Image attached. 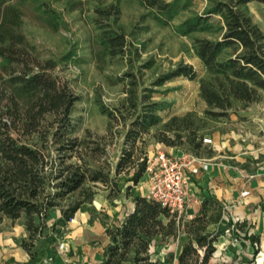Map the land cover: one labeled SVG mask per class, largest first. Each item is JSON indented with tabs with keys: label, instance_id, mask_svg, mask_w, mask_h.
Returning a JSON list of instances; mask_svg holds the SVG:
<instances>
[{
	"label": "trees",
	"instance_id": "16d2710c",
	"mask_svg": "<svg viewBox=\"0 0 264 264\" xmlns=\"http://www.w3.org/2000/svg\"><path fill=\"white\" fill-rule=\"evenodd\" d=\"M83 1L87 0H72L70 9H81ZM94 1V59L101 64L106 58L125 61L126 69L118 76L124 97L108 107L95 94L94 103L107 118L106 133L86 129L77 137L71 114L78 96L52 73L57 62L40 56L20 30L26 10L32 21L52 31L58 28V13L42 0H0V223L22 220L26 237L20 246L31 258L41 238L48 237L43 230L53 209L69 222L82 204L92 202L99 185L111 201L119 196L121 175L131 185L138 183L146 167L145 136L196 156L205 150L210 154L202 142L208 123L258 103L264 93V33L247 11L252 0H203L201 11L190 10L174 25L172 20L189 0H135L142 9L139 23L149 19L171 26L189 41V50L203 68L198 75L191 64L180 61L146 87L142 71L152 62L135 66L141 48L119 23L120 0ZM177 77L197 82L205 106L202 115L159 114L167 103L154 100L152 93ZM119 126L124 130L122 147L112 167L107 139L119 133ZM133 203L123 220L105 227L109 241L99 264H172L174 259L176 264H209L219 236L213 226L224 214L217 199L203 195L198 214L189 220L176 218L145 196L133 197ZM226 225L236 233L244 229L242 222L230 219ZM49 229H55V222ZM180 236L176 257L151 258V246ZM246 238L252 244L258 241L253 235Z\"/></svg>",
	"mask_w": 264,
	"mask_h": 264
},
{
	"label": "rangeland",
	"instance_id": "374dc122",
	"mask_svg": "<svg viewBox=\"0 0 264 264\" xmlns=\"http://www.w3.org/2000/svg\"><path fill=\"white\" fill-rule=\"evenodd\" d=\"M42 1L46 2L58 13L60 22L57 30L52 31L32 21L29 10H26L27 13L23 17L20 30L40 56L52 58L57 62V66L52 73L78 96L79 100L75 102L71 114L74 135L82 137L86 129L96 135H104L106 133L107 118L100 114L94 103V97L98 93L102 102L108 107H113L124 97V83L118 81V76L126 69L125 61L120 58H106L101 64L94 59L93 39L95 30L90 22L91 9L95 4L94 0L83 1L81 9H70L72 0ZM183 2L180 1V6ZM203 7V0H189L187 8L178 12L171 25L180 22L190 10L201 11ZM246 7L252 20L264 33V2L252 0L247 3ZM120 11L119 23L123 26L126 33L129 34L128 38L140 44L141 55L139 60L134 63L135 66L147 61L152 62L149 68L142 71L141 81L144 87L149 86L157 74L166 72L180 61L191 64L197 74L201 75L200 69H198L193 59L192 52L188 48L189 41L184 37L178 36L171 26H160L149 19L139 23L142 9L135 0H120ZM142 26H148V29L142 31L140 30ZM131 33L134 35V39L132 38L133 35H130ZM155 90L156 92L152 93L153 99L167 103V109L160 111L162 117L170 113L179 115L188 111H195L199 116L202 115V110L205 106L198 97L194 81H185L177 77ZM260 103L251 105L249 112L252 114L243 115L244 113L239 110V113H230L226 119L209 122L208 129H206V132L209 133L206 136L211 139V134L214 132L229 135L231 131L245 136L247 131L245 130V133L242 130L238 131L239 128L236 124L242 121V124L252 129L254 125L260 123L261 114L264 113V110L261 111L262 113L259 110V107H262ZM255 109L256 111H254ZM257 113L260 114L257 115ZM251 118H255L256 123ZM248 133L251 138L253 136L254 140H256L251 142L255 145L259 144V137L264 135L263 131L251 130ZM123 134L124 130L119 126V133L117 132L107 139L109 141L107 157L112 167H114L120 154ZM144 139L145 151L156 142L147 136ZM206 145L208 146V144ZM183 153L189 152L184 151ZM126 180L127 177L121 175L119 185L122 190H124ZM144 181V179H140L134 186L140 187ZM135 188L133 192H135ZM102 195L103 187L99 185L95 199L98 200ZM92 206L94 205L92 204ZM57 214V209L51 211L49 218L46 220L43 234L53 237L50 243L63 242L65 249L66 240L71 230L66 227L63 220H60L61 218H56ZM21 222L22 220H17L14 223L21 224ZM52 222H55V229L51 231L49 226ZM11 225H13L12 222L4 219L0 223V229L9 228ZM226 228L229 229V235L225 232ZM248 232L249 230L244 228L243 231H240V233H244V236H242L225 225L220 230L216 250L209 264H264V240H258L255 247L246 238ZM49 239L41 238L36 249L41 247L43 241H48Z\"/></svg>",
	"mask_w": 264,
	"mask_h": 264
},
{
	"label": "crops",
	"instance_id": "0c3cea01",
	"mask_svg": "<svg viewBox=\"0 0 264 264\" xmlns=\"http://www.w3.org/2000/svg\"><path fill=\"white\" fill-rule=\"evenodd\" d=\"M193 59L202 74L203 68L199 60L194 56ZM180 78L185 81H194L197 88L195 80ZM259 103L262 106L259 107L261 112L264 110V93ZM250 107L251 105L240 112L244 113L243 115L252 114L249 112ZM171 114L174 113L168 115ZM254 119L251 118L256 123ZM260 120V123L254 125L252 129L242 124V121L236 124L238 131L242 130L243 133L247 131L245 136L234 131H231L229 135L218 132L211 134L213 145L204 144L211 153L207 154L205 150L200 155L209 160V166L207 170H201L190 177L188 193L191 201L185 208L183 220L196 216L202 196L211 195L224 208L220 223L213 226L219 235L229 219L233 221L234 218H238L251 235L257 237L259 241L264 240V135L259 137V144L255 145L251 142L256 140L248 133L251 130L264 132V113L261 114ZM156 147L172 155H180L185 151L182 148L169 147L155 142L153 146L147 148V154H151ZM141 179L145 181L140 187L132 186L129 182L125 183V187L130 186L128 193L125 187L122 190L120 186L119 196L111 201L107 199L106 190H103V195L98 200L95 199V194L92 202L82 204L69 222L63 221L71 230L65 249L64 246L62 249L58 248V245L63 242L50 243L53 237H48L50 239L43 241L41 247L31 258L20 246L21 240L26 237L22 224L13 223L9 228L0 229V264H99L104 247L109 241L105 227L123 220L127 214L132 212L133 197L145 196V173ZM134 188L135 192H133ZM243 192L246 194L242 195ZM56 218L60 219L59 213ZM182 240L183 237L180 236L175 240L169 239L164 245L151 246V258L163 261L168 254L176 257ZM247 240L250 242L249 239ZM172 264H176L175 259Z\"/></svg>",
	"mask_w": 264,
	"mask_h": 264
},
{
	"label": "built area",
	"instance_id": "2783aa9c",
	"mask_svg": "<svg viewBox=\"0 0 264 264\" xmlns=\"http://www.w3.org/2000/svg\"><path fill=\"white\" fill-rule=\"evenodd\" d=\"M203 144L213 145L208 136L202 139ZM209 160L191 153L180 155L167 154L159 147H156L151 154L146 157V193L145 197L158 202L165 207L176 218L183 217L185 208L191 199L188 193L190 177L199 171L207 170ZM243 192L242 195H245ZM234 218L233 223L239 222ZM231 228V227H230ZM225 232L229 235V229ZM240 233V232H239ZM244 236V233H240ZM249 236L250 233L248 232ZM63 243L58 245L62 249ZM256 247V243H254Z\"/></svg>",
	"mask_w": 264,
	"mask_h": 264
}]
</instances>
